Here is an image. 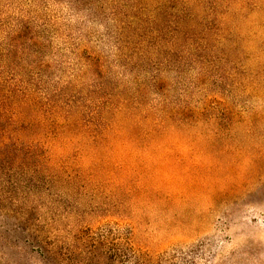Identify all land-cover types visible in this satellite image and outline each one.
I'll list each match as a JSON object with an SVG mask.
<instances>
[{
  "label": "rangeland",
  "instance_id": "rangeland-1",
  "mask_svg": "<svg viewBox=\"0 0 264 264\" xmlns=\"http://www.w3.org/2000/svg\"><path fill=\"white\" fill-rule=\"evenodd\" d=\"M76 1L0 0V141L42 181L1 220L0 264H264V0H176V45L163 0ZM118 7L143 34L121 51ZM157 69L150 106L197 117L159 151L118 114Z\"/></svg>",
  "mask_w": 264,
  "mask_h": 264
},
{
  "label": "trees",
  "instance_id": "trees-1",
  "mask_svg": "<svg viewBox=\"0 0 264 264\" xmlns=\"http://www.w3.org/2000/svg\"><path fill=\"white\" fill-rule=\"evenodd\" d=\"M83 1L87 2L86 0H77L75 4ZM175 1L176 0H163L161 8L164 9L166 7L165 16L167 23L163 25L164 27L157 29L160 38L164 39L166 37L165 35L167 31H170V26L172 27V22H176L178 18L179 20L177 22H179V24H175L177 28H173V31H177V33H175L173 39H169L167 41L173 45L178 44L179 41V38L176 34L181 32L186 33L185 31H182L181 26L183 27V25H185L186 19L184 16H189V14L185 12V8L179 9V12H182L184 15L180 16L176 13L177 11L175 10H177V4ZM141 9L144 10V7H141ZM119 14L126 16V12H123L121 7H118V10H115L113 13V15L116 16L114 21L119 22L117 25V27H119V35H116L115 38L120 43L118 49L121 51L124 48L123 43H126V46H130L132 43L131 40L135 39L137 44L139 42L138 36L142 37L141 35L143 34H140L137 28L131 26L130 28H133V33L127 34L125 31L127 28H125L124 25H129L131 22L127 23L125 20L119 19V17H117ZM90 15L92 17L91 13ZM134 17L138 20V22L145 21L142 15L134 14L133 18ZM137 25H139V23ZM21 33L22 35L20 39L26 37L23 32ZM110 33L111 35H114L113 32L110 31ZM175 36L176 38H174ZM164 44L166 45L167 43L165 42L163 45ZM162 47L161 50H163ZM170 54L171 53H169V55ZM120 55L122 54L120 53ZM89 67L90 69H94L95 73H99V70H102L103 68V66L97 64L95 61L90 62ZM160 71L162 70L157 71L159 73H155L152 78L145 81L144 84H142V82L139 84L140 89H142L141 97H131V95L125 97L122 105L120 108H118V114L124 113V111L130 112L129 114L132 115V121L135 125V128L142 126L144 121L149 123L152 128L149 130V133L152 135L151 141L155 144L154 148L156 151H159L160 149V145L157 143V137H174L176 139V143H180L181 138L180 136H176V134L185 129H192L197 118L192 114H187L186 111L180 107V105L174 104L170 108L169 105L171 102H168L169 100L167 97H165L164 101L160 102L159 107H154L152 105L150 106V103L148 102L149 94L154 91V94L158 95L163 89L162 87L164 85V80L160 76ZM82 108L83 107L79 106L77 111L70 113L69 121L73 122V120H76L82 131L88 137H96L95 133L97 131L95 127V119H84V117L81 116L84 110ZM143 112L146 113L144 114ZM121 128L124 129L123 126ZM102 132L103 131H101L100 134H102ZM134 135L138 137V131L134 132ZM34 153V150L30 146H22L17 144H11L10 146V144L6 143L5 141H0V225L7 216L16 215V217H18L20 214L19 203L23 199L27 198L28 195H31L29 191L37 187H41L42 185V181L37 179L34 173L36 169H38L36 163L31 161ZM25 189H27V191H25ZM6 203H10V206H6Z\"/></svg>",
  "mask_w": 264,
  "mask_h": 264
}]
</instances>
